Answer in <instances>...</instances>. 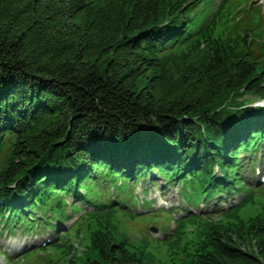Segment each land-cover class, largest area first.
<instances>
[{
	"label": "trees",
	"instance_id": "obj_1",
	"mask_svg": "<svg viewBox=\"0 0 264 264\" xmlns=\"http://www.w3.org/2000/svg\"><path fill=\"white\" fill-rule=\"evenodd\" d=\"M246 1L0 0V232L54 228L73 198L92 210L39 264H264V184L241 173L264 145ZM157 178L195 208L244 196L158 241L128 211Z\"/></svg>",
	"mask_w": 264,
	"mask_h": 264
},
{
	"label": "rangeland",
	"instance_id": "obj_2",
	"mask_svg": "<svg viewBox=\"0 0 264 264\" xmlns=\"http://www.w3.org/2000/svg\"><path fill=\"white\" fill-rule=\"evenodd\" d=\"M220 0L217 1V4ZM250 1H246L243 3L244 6H251L254 5L255 7H260L263 17V24H264V0H255L254 2L250 3ZM263 7V8H262ZM261 152H259V156L256 158L255 168H259L260 174V185H256V178L252 176L249 167L247 166V160L241 161L242 168V176L244 177L246 183H249L252 187H259L263 188V183L261 182L262 177H264V145L261 147ZM243 157V155H242ZM261 157V162H258V158ZM256 174V173H255ZM148 182V181H147ZM162 180L160 178L156 179V186H146L141 183L137 187V191L133 190L131 193L133 201L129 203V213L131 215H135L134 223L136 225L142 224H150L151 228L157 230L156 233L149 232L148 234L152 235L158 241L168 240L170 235L173 232V229L169 230L170 224L173 222L174 217L177 216V213L180 212L181 209H186V212L193 208L189 206L186 202L183 201V197L179 194V187L170 186L168 190L162 192L160 189V184L162 185ZM141 194L137 197V194ZM163 196V198H161ZM239 198V196H238ZM179 204L182 208L175 207L172 205L174 203ZM225 204H221L220 201L215 200L212 203L207 204H199L198 211L194 210V213H198L200 216L210 215V210L214 207L217 208H229L234 202L237 201V197H231L228 200H224ZM73 203L72 205L80 207V209H85L80 203H77L73 200V198L68 199V203ZM162 202V203H161ZM162 204V205H161ZM163 207V208H162ZM174 207L173 209H170ZM184 212V211H183ZM182 212V213H183ZM73 218H68L62 225V230L68 231L69 233L74 229L68 227L69 221H74L79 217L78 214H75ZM183 215V214H182ZM178 219L180 218L177 217ZM173 227V225H172ZM150 228V229H151ZM71 229V230H69ZM146 230L147 231H150ZM56 229H51L49 232H46L43 235H28L21 233H13L7 234L6 232H0V264H22L25 260L26 264H39L43 259L46 258V254L43 250H39L37 247H41L43 244H49L52 241H59L61 238V233H56ZM174 234V233H173ZM31 236V237H30ZM143 237L144 234H141ZM140 236V237H141ZM159 236V237H158ZM60 237V238H59ZM172 237V236H171ZM160 238V239H159ZM48 242V243H47ZM78 243L75 241V244ZM81 246V245H80ZM33 248V249H30ZM35 248V249H34ZM15 253L14 258L12 257ZM24 253V254H23ZM45 255V258H43ZM41 256V257H40Z\"/></svg>",
	"mask_w": 264,
	"mask_h": 264
},
{
	"label": "water",
	"instance_id": "obj_3",
	"mask_svg": "<svg viewBox=\"0 0 264 264\" xmlns=\"http://www.w3.org/2000/svg\"><path fill=\"white\" fill-rule=\"evenodd\" d=\"M151 231L153 232V231H155V230L152 228Z\"/></svg>",
	"mask_w": 264,
	"mask_h": 264
}]
</instances>
